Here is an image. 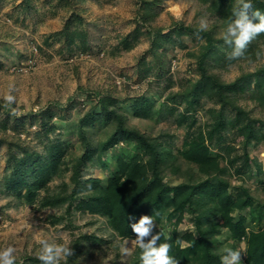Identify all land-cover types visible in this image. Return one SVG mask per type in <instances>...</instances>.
I'll return each instance as SVG.
<instances>
[{
  "label": "rangeland",
  "instance_id": "rangeland-1",
  "mask_svg": "<svg viewBox=\"0 0 264 264\" xmlns=\"http://www.w3.org/2000/svg\"><path fill=\"white\" fill-rule=\"evenodd\" d=\"M139 5V0H0V249L15 247L16 264H41L36 256L38 241L62 242V234L69 238L74 253L67 264H134L138 247L131 241L135 238L120 237L106 216L78 209L86 191L77 192L69 212V201L51 202L53 197L74 190L76 164L85 152L79 122L87 112H101L102 97L116 101L130 126L157 138L178 155L173 167L169 163L164 168L165 180L175 184L199 177L197 167L178 154L184 142L199 132L208 135L214 112L223 111L227 118L235 116L230 106L222 109L215 99L196 96L191 89L200 78L195 55L205 39L192 34L179 39L174 35L177 42L169 43L165 57L159 59L150 51L147 34L140 35L131 50L123 48L121 42L134 39L137 29L146 31L138 16ZM238 6L237 0L234 7ZM209 8L210 4L199 0H160L152 25L167 32L175 22L199 26L198 21L206 18L207 29L216 26L218 30L215 45L220 55V61L208 59L209 71L226 83L264 66V33L248 44L245 58L229 62L232 45L221 38L226 25L220 13ZM65 24L71 31H82L85 41L77 38L69 45L63 32ZM34 47L35 68L26 74L14 72V66L35 55ZM245 88L240 105L264 122V109L249 98L251 86ZM6 94L15 97L11 105L6 106ZM141 95L154 102L147 118H137L132 112L134 98ZM256 126L264 135V124ZM113 130L114 125L105 119L84 128L90 159L79 169L82 184L92 178L106 187L118 158L142 155L138 145L124 141L101 154L99 147ZM56 144L61 146L60 163L47 186L37 189L31 174L24 179L27 184H20L18 176L25 169L19 160L26 151L36 152L37 160L47 161ZM209 147L228 169L231 193L237 194L243 186L256 199L254 207L235 211L234 217L246 216L250 230L263 229L264 218L257 221L252 217L258 215L257 202L264 201V144H243L237 130L227 123L214 134ZM256 161L262 165L261 172ZM28 186L36 192L31 202L24 198ZM170 218L162 223L154 221L166 236L177 215ZM193 230L194 215L187 213L177 231L182 236ZM219 236L222 239L217 246L222 258L227 249H232L233 241L227 231ZM125 241L127 254L123 252ZM232 250L241 251V264H248L245 242Z\"/></svg>",
  "mask_w": 264,
  "mask_h": 264
},
{
  "label": "trees",
  "instance_id": "trees-1",
  "mask_svg": "<svg viewBox=\"0 0 264 264\" xmlns=\"http://www.w3.org/2000/svg\"><path fill=\"white\" fill-rule=\"evenodd\" d=\"M199 1L204 5L210 4V10L213 8L214 12L218 11L223 24L226 25L237 0ZM159 2L160 0H139L138 16L146 31L137 29L134 39H124L121 45L124 49L131 50L139 36L147 34L151 39L150 51L154 58L159 59L165 57L169 43L177 42L173 39L174 35L179 39L189 34L205 39L199 53L195 55L200 78L191 85V89L196 96L207 95L215 99L222 109L230 106L235 116L227 118L223 111L214 112V122L212 129L207 132L208 135L199 132L184 142L178 154L197 167L199 177L175 184L165 180L164 168L169 163L173 167L178 155H175L173 150L164 146L157 138L130 126L128 116L115 105L116 101L102 97L101 112H87L79 122L85 152L76 164V176L73 177L74 190L69 195L53 197L51 202L69 201L67 205L69 212L76 201L77 192L86 191L87 194L81 197L77 205L78 209L106 216L112 229L122 238H135L129 225L138 222L141 216H151L153 222L162 223L171 215H177L170 235L166 236L163 230L156 227L152 234L160 233L158 244L172 245L169 255L179 264H221L219 246H217L219 239L216 237L224 231L228 232L233 241L230 248L236 249L242 242L246 243L245 260L248 264H264V228L259 231L250 230L246 216L239 215L236 219L233 215L235 211L254 207L256 199L243 186L239 187L237 194L231 193V183L227 177L228 169L221 165V157L209 147V141H213L214 134L220 132L227 123L237 130L243 144L247 145L251 142L264 144V135L256 126L257 123L264 124V122L253 117L250 111L239 103L242 98L241 93L246 91L245 86L250 85L249 98L264 109V66L254 72L243 73L233 82L222 81L218 74L209 71L207 64L209 58L220 61L218 47L215 45L218 39L216 26L199 31V26L175 22L171 30L164 32L162 28L152 25V21L158 14L154 8ZM251 3L254 10L259 9L264 12V0H251ZM63 32L69 45L74 44L77 38L85 41L86 35L82 31H71L68 24H65ZM235 61L229 60V62ZM153 103L144 95L135 97L132 103L133 115L137 118L149 117ZM48 114L49 118L53 117L52 113L48 112ZM100 118L114 125L112 134L99 147L101 154L107 153L120 141L133 142L142 149V155L118 158L116 170L106 187L102 186L99 179L90 178L84 184L79 179L80 167L90 159L87 137L83 133L84 128L100 122L102 120ZM50 150L47 161L37 160L38 153L26 151L19 160L21 167L25 169L18 176L20 184L26 183L24 179L31 174L34 178L33 186L37 189L47 186V181L59 166L61 146L52 145ZM256 167L259 172L262 171V165L257 161ZM12 185L15 189L18 188L16 183ZM35 196L36 192L28 186L24 198L31 202ZM255 208L258 215L257 217L254 215L252 220L261 221L264 218V201H258ZM187 213L194 215V230L181 236L177 231V225ZM129 217H135V220H130ZM177 240L183 243L177 244ZM139 256L138 248L134 255V264H141Z\"/></svg>",
  "mask_w": 264,
  "mask_h": 264
},
{
  "label": "clouds",
  "instance_id": "clouds-1",
  "mask_svg": "<svg viewBox=\"0 0 264 264\" xmlns=\"http://www.w3.org/2000/svg\"><path fill=\"white\" fill-rule=\"evenodd\" d=\"M238 7L232 11V16L226 23L222 31V39L226 44L232 45V51L227 59L230 61L241 60L245 58L248 44L261 33H264V12L259 9H253L251 0H238ZM199 31H205L208 28V21L202 17L199 21ZM3 99L7 105L15 102V97L6 94ZM15 111V109H13ZM135 220V217H129ZM132 233L135 239L131 241L133 245L140 249L141 264H179V262L169 255L172 245L169 243H159L160 233L153 235L155 224L151 216H141L138 222L130 223ZM150 238V239H149ZM217 239L222 237L217 236ZM62 242L40 239L39 251L36 253L37 259L41 264H67L68 257L72 256L73 249L69 246L70 240L66 234H62ZM147 241V242H146ZM177 244H182L180 240ZM128 241H125L123 252L127 254ZM17 249L13 246H7L0 249V264H16ZM221 264H241V251L227 249L221 258Z\"/></svg>",
  "mask_w": 264,
  "mask_h": 264
},
{
  "label": "built area",
  "instance_id": "built-area-1",
  "mask_svg": "<svg viewBox=\"0 0 264 264\" xmlns=\"http://www.w3.org/2000/svg\"><path fill=\"white\" fill-rule=\"evenodd\" d=\"M34 54L33 56H30L27 58L26 61H23L21 63H19L18 65L13 67V71L16 73H28L29 71H32L36 64H37V58H36V53L35 51H37L36 47H34Z\"/></svg>",
  "mask_w": 264,
  "mask_h": 264
},
{
  "label": "crops",
  "instance_id": "crops-1",
  "mask_svg": "<svg viewBox=\"0 0 264 264\" xmlns=\"http://www.w3.org/2000/svg\"><path fill=\"white\" fill-rule=\"evenodd\" d=\"M13 54V53H12Z\"/></svg>",
  "mask_w": 264,
  "mask_h": 264
}]
</instances>
